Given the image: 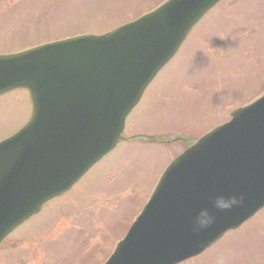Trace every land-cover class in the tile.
Returning <instances> with one entry per match:
<instances>
[{
	"label": "water",
	"instance_id": "water-1",
	"mask_svg": "<svg viewBox=\"0 0 264 264\" xmlns=\"http://www.w3.org/2000/svg\"><path fill=\"white\" fill-rule=\"evenodd\" d=\"M217 1L169 0L103 36L0 55V94L26 88L32 107L26 126L0 142V240L114 147L147 83ZM66 84L68 93H58ZM217 195L243 202L218 210ZM263 206L264 96L233 110L166 167L105 264H176ZM202 207L215 220L194 233Z\"/></svg>",
	"mask_w": 264,
	"mask_h": 264
},
{
	"label": "rangeland",
	"instance_id": "rangeland-1",
	"mask_svg": "<svg viewBox=\"0 0 264 264\" xmlns=\"http://www.w3.org/2000/svg\"><path fill=\"white\" fill-rule=\"evenodd\" d=\"M162 1L0 0V52L76 33L100 34ZM237 33L242 35L237 45L225 43ZM262 90L264 0H222L147 87L125 121L126 141L71 191L6 237L0 243V264H102L123 236L122 225L182 150L181 137H199ZM27 115L24 91L0 97V138L18 129ZM181 264H264V208Z\"/></svg>",
	"mask_w": 264,
	"mask_h": 264
},
{
	"label": "clouds",
	"instance_id": "clouds-1",
	"mask_svg": "<svg viewBox=\"0 0 264 264\" xmlns=\"http://www.w3.org/2000/svg\"><path fill=\"white\" fill-rule=\"evenodd\" d=\"M243 202V196L229 195L227 197L223 195H217L212 198V205L215 209L226 210L231 209L233 206L239 205ZM215 217L207 207H202L196 213L192 221V231L194 233L200 232L202 229L207 228L214 223Z\"/></svg>",
	"mask_w": 264,
	"mask_h": 264
}]
</instances>
